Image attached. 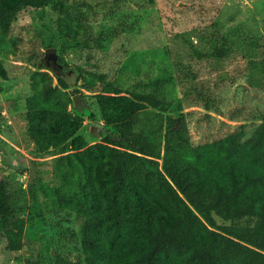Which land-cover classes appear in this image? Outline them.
Listing matches in <instances>:
<instances>
[{
	"label": "trees",
	"instance_id": "trees-1",
	"mask_svg": "<svg viewBox=\"0 0 264 264\" xmlns=\"http://www.w3.org/2000/svg\"><path fill=\"white\" fill-rule=\"evenodd\" d=\"M87 5L0 0V31L6 34L25 7L51 6L59 36L68 38L87 19ZM209 40L210 52L194 54L227 56L225 36ZM75 69L79 84L44 65L29 76L26 132L33 158L51 156L52 178L44 179L38 161H31L26 218L14 215L7 183L0 180L6 249L21 248L26 220L64 209L78 219L84 264H264V110L249 135L241 124L221 138L193 144L184 115H164L161 99L102 87L94 71ZM75 91L87 92L83 96L98 108V118L92 104L85 111L89 121L100 119L107 128L99 141L89 140L84 115L68 109ZM198 213L210 216L204 220Z\"/></svg>",
	"mask_w": 264,
	"mask_h": 264
},
{
	"label": "rangeland",
	"instance_id": "rangeland-1",
	"mask_svg": "<svg viewBox=\"0 0 264 264\" xmlns=\"http://www.w3.org/2000/svg\"><path fill=\"white\" fill-rule=\"evenodd\" d=\"M86 1L87 19L68 38L59 36L58 14L51 6L25 7L6 34L0 31V180L7 183L16 217L27 216L31 161H38L44 179L52 178L51 156L32 157L24 118L29 76L45 66L52 49L61 66L58 73L76 78L77 84L81 79L75 67L80 66L94 71L102 87L111 84L127 95L161 99L164 115H184L193 144L221 138L241 124L249 135L264 110V0ZM222 36L231 45L226 57L194 54L210 52L209 39ZM84 94L73 92L68 109L84 115L89 132L93 121L85 108L92 103ZM91 110L98 118V108L92 104ZM198 215L204 220L210 216ZM77 227L78 219L64 209L26 220L21 248L10 250L7 260L0 232V264H84Z\"/></svg>",
	"mask_w": 264,
	"mask_h": 264
},
{
	"label": "water",
	"instance_id": "water-1",
	"mask_svg": "<svg viewBox=\"0 0 264 264\" xmlns=\"http://www.w3.org/2000/svg\"><path fill=\"white\" fill-rule=\"evenodd\" d=\"M45 66L56 73L60 71L61 66L55 60L53 49L49 52L47 59L45 60ZM89 133L95 141H99L101 134L107 133V128L104 126L103 122L93 121L92 125L90 126ZM11 255V251L8 250L6 253L5 260L11 257Z\"/></svg>",
	"mask_w": 264,
	"mask_h": 264
}]
</instances>
